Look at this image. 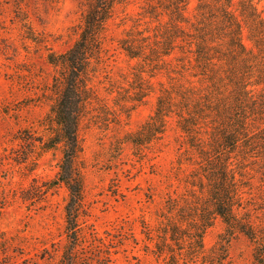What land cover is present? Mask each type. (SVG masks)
<instances>
[{"label":"trees","instance_id":"1","mask_svg":"<svg viewBox=\"0 0 264 264\" xmlns=\"http://www.w3.org/2000/svg\"><path fill=\"white\" fill-rule=\"evenodd\" d=\"M83 25L75 44L50 53L59 69V100L51 113L56 130L44 149L63 146L58 175L66 185L69 244L60 264H78L82 243L84 185L78 167L80 128L93 60L120 0H80ZM264 0H143L139 17L119 40L136 60L141 82L131 103L156 95L152 116L130 142L139 150L179 132L176 166L170 180L185 191L169 196L155 225L145 232L148 252L159 264H230L229 245L237 235L253 245V264H264V209L256 221L249 206L264 196ZM153 79H156L153 82ZM193 167L191 173H186ZM258 179L259 188H256ZM259 214V213H258ZM217 219L224 231L206 252L205 235Z\"/></svg>","mask_w":264,"mask_h":264},{"label":"rangeland","instance_id":"2","mask_svg":"<svg viewBox=\"0 0 264 264\" xmlns=\"http://www.w3.org/2000/svg\"><path fill=\"white\" fill-rule=\"evenodd\" d=\"M120 1L88 76L78 158L84 185L78 264H159L148 252L153 243L145 232L168 197L185 191L169 179L177 130L148 148L137 150L130 142L129 134L152 116L156 95L145 104L131 103L141 84L133 74L137 61L119 40L139 17L143 0ZM84 10L80 0H0V264H60L69 244V190L58 181L63 146L44 149L57 128L51 109L60 96L59 69L48 55L66 53L75 44ZM252 198L249 206L258 221L264 196L257 189ZM223 231L217 219L205 235L207 253ZM253 250L237 235L229 245L230 264H253Z\"/></svg>","mask_w":264,"mask_h":264}]
</instances>
